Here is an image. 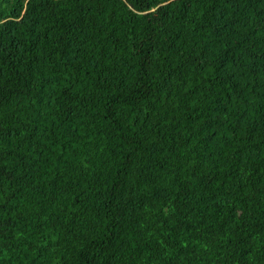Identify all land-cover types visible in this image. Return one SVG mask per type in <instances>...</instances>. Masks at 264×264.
<instances>
[{
  "label": "trees",
  "instance_id": "obj_1",
  "mask_svg": "<svg viewBox=\"0 0 264 264\" xmlns=\"http://www.w3.org/2000/svg\"><path fill=\"white\" fill-rule=\"evenodd\" d=\"M0 264H264V0H0Z\"/></svg>",
  "mask_w": 264,
  "mask_h": 264
}]
</instances>
